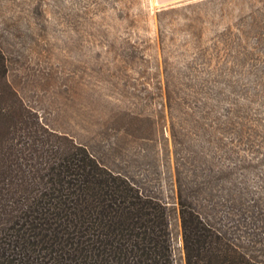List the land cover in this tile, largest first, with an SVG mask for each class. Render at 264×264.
<instances>
[{
	"label": "rangeland",
	"instance_id": "1",
	"mask_svg": "<svg viewBox=\"0 0 264 264\" xmlns=\"http://www.w3.org/2000/svg\"><path fill=\"white\" fill-rule=\"evenodd\" d=\"M0 44L43 121L160 193L172 264L175 159L264 187V0H0Z\"/></svg>",
	"mask_w": 264,
	"mask_h": 264
},
{
	"label": "trees",
	"instance_id": "2",
	"mask_svg": "<svg viewBox=\"0 0 264 264\" xmlns=\"http://www.w3.org/2000/svg\"><path fill=\"white\" fill-rule=\"evenodd\" d=\"M9 72L0 44V264H172L167 202L149 179L49 126ZM178 163L186 264H264V187L250 167L191 157L181 177Z\"/></svg>",
	"mask_w": 264,
	"mask_h": 264
}]
</instances>
